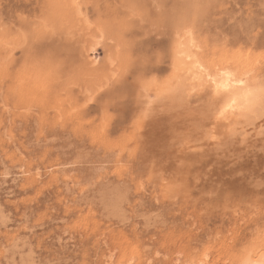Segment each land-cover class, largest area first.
<instances>
[{"label":"rangeland","instance_id":"rangeland-1","mask_svg":"<svg viewBox=\"0 0 264 264\" xmlns=\"http://www.w3.org/2000/svg\"><path fill=\"white\" fill-rule=\"evenodd\" d=\"M30 1L0 0V264H264V0ZM220 70L255 113L210 120Z\"/></svg>","mask_w":264,"mask_h":264},{"label":"bare ground","instance_id":"bare-ground-1","mask_svg":"<svg viewBox=\"0 0 264 264\" xmlns=\"http://www.w3.org/2000/svg\"><path fill=\"white\" fill-rule=\"evenodd\" d=\"M32 1V0H31ZM30 1V4L31 3H33V4H31V6L32 5H34V2L32 1L31 2ZM36 1V0H35ZM43 1V0H42ZM60 1V0H59ZM29 2V1H28ZM47 2V0H44V2L42 3V5H44V3H46ZM52 3H53V0L51 1ZM58 2V1H57ZM61 2V1H60ZM164 2V1H163ZM39 3V2H38ZM49 3H50V1H49ZM159 3V2H158ZM58 4V3H57ZM60 5V4H59ZM62 5V4H61ZM151 5V4H150ZM30 6V5H29ZM39 6V5H38ZM37 5H36V7H38ZM52 7H55V6H53V4L51 5ZM34 7V6H33ZM48 7V6H47ZM51 7V8H52ZM95 7V6H94ZM155 7V6H154ZM153 7V8H154ZM43 8H45V6L43 7ZM57 8V7H56ZM55 8V9H56ZM60 8V7H59ZM133 8V7H132ZM135 8H137V7H135ZM144 8V7H143ZM36 9V8H35ZM34 9V10H35ZM42 9V8H41ZM46 9H49V7L48 8H46ZM46 9H44V10H46ZM54 9V8H53ZM54 9V10H55ZM62 9V8H61ZM64 9V8H63ZM39 10V9H38ZM43 10V9H42ZM43 10V11H44ZM29 11V10H28ZM50 11V10H49ZM48 11V12H49ZM52 11V10H51ZM56 11V10H55ZM54 11V12H55ZM142 11V10H141ZM36 11H34V13H35ZM47 12V13H48ZM53 12V11H52ZM70 12V11H69ZM116 12V11H115ZM115 12H114V14H115ZM44 13V12H43ZM46 13V14H47ZM62 13H64L65 14V12H62ZM36 14V13H35ZM41 14V13H40ZM45 14V13H44ZM173 14V13H172ZM31 15V14H30ZM34 15V14H33ZM38 15V14H37ZM55 15V14H54ZM66 15V14H65ZM65 15H64V17H65ZM139 15V14H138ZM35 16V15H34ZM48 16V15H47ZM60 16H62V15H60ZM60 16H58L59 18H60ZM160 16V15H159ZM48 17H51V16H48ZM63 17V16H62ZM63 17V18H64ZM105 17V16H104ZM108 17V16H107ZM43 18H46V16L45 17H43ZM59 18H58V20H59ZM70 18V17H69ZM40 19V18H39ZM51 19V18H50ZM53 19V18H52ZM51 19V20H52ZM62 19V18H61ZM60 19V20H61ZM50 20V21H51ZM63 20V19H62ZM61 20V21H62ZM66 20V19H65ZM171 20V19H170ZM46 21V20H45ZM64 21V20H63ZM51 22H53V20L51 21ZM158 22V21H157ZM138 23H140V22H138ZM114 37V36H113ZM116 38V37H115ZM116 41H117V39H115ZM120 42V41H119ZM43 48V47H42ZM90 55H93V50H91L90 51ZM173 57H174V59H176L177 57H181V55L179 54V52H177V51H174V54H173ZM209 77H211V82H210V88L213 90V92L215 93V94H223V96L221 97V100L218 102V104H217V106L216 107H214L212 110H211V113H212V117H213V119H210V120H214V121H222V120H224L225 118H226V115L230 112V109H233V108H235V107H238V106H244V108H245V110L246 111H248L249 113H255V106H256V104H257V101H256V96L255 95H252V94H249V93H247V92H233L232 91V89H233V81H232V79H231V77H230V74L228 73V72H223V71H219V72H216L214 75H212V76H209ZM158 92H160L159 93V97H157V100L155 101L156 103H159L161 100H163V99H165L167 96H169V93H168V91H166V90H164V88H161V90L159 89V91ZM228 94H230V95H228ZM167 99V98H166ZM99 105V104H98ZM144 105H147V104H144ZM143 105V107H144V110L145 109H147V108H145V106ZM141 107V106H140ZM146 107H148V105L146 106ZM144 110H143V112H144ZM145 113V112H144ZM147 114V113H146ZM144 117H146V115L144 116ZM209 120V122H211ZM119 121V120H118ZM219 123V122H218ZM217 124V123H216ZM216 124H214V125H216ZM216 127H217V125H216ZM215 127V128H216ZM214 128V129H215ZM207 129V128H206ZM209 129V128H208ZM213 129V128H212ZM213 129V130H214ZM211 131L210 129H209V131L207 130H205L206 132L204 133V135L207 137V138H209V140H211L212 141V139H215V137H216V135L214 134V132L215 131ZM111 131V130H110ZM112 131H114L113 129H112ZM211 132V133H210ZM204 137V136H203ZM202 137V138H203ZM185 138V137H184ZM201 138V139H202ZM186 140H188V139H186ZM207 140V139H206ZM190 141H191V139H190ZM190 141H187V142H190ZM186 142V141H185ZM194 141H191L190 143H184V145H191L192 143H193ZM217 142H218V140H217ZM189 145V146H190ZM194 145V144H193ZM195 146V145H194ZM186 148H188L187 146H185ZM185 147H184V149H185ZM181 148V147H180ZM183 150V149H182ZM181 150V151H182ZM189 150V149H188ZM184 154V153H183ZM110 191V190H109ZM107 195V194H106ZM107 197H108V195H107ZM106 197V198H107ZM105 198V197H104ZM109 198V197H108ZM111 202V201H110ZM105 203L106 202H104L103 204L105 205ZM110 204H112V202L110 203ZM115 204H116V202H115ZM106 205L107 206H109L108 205V203H106ZM105 205V206H106ZM104 207V206H103ZM117 207V206H116ZM116 207L114 208V209H116ZM108 208V207H107ZM110 208V207H109ZM108 208V209H109ZM118 209V208H117ZM104 210H107V209H105L104 208ZM108 211V210H107ZM115 212V211H114ZM117 214V213H116ZM240 259V260H239ZM238 260V264H252V263H250V259H249V257H248V255H241V257L239 258ZM253 264H256V262H254Z\"/></svg>","mask_w":264,"mask_h":264},{"label":"snow or ice","instance_id":"snow-or-ice-1","mask_svg":"<svg viewBox=\"0 0 264 264\" xmlns=\"http://www.w3.org/2000/svg\"><path fill=\"white\" fill-rule=\"evenodd\" d=\"M262 232H264V230H262Z\"/></svg>","mask_w":264,"mask_h":264},{"label":"crops","instance_id":"crops-1","mask_svg":"<svg viewBox=\"0 0 264 264\" xmlns=\"http://www.w3.org/2000/svg\"><path fill=\"white\" fill-rule=\"evenodd\" d=\"M233 264H235V263H233Z\"/></svg>","mask_w":264,"mask_h":264}]
</instances>
